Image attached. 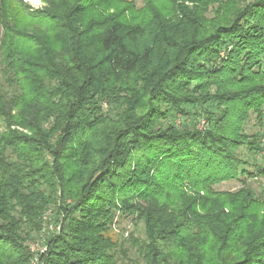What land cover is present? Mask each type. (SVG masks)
Segmentation results:
<instances>
[{"label":"trees","instance_id":"trees-1","mask_svg":"<svg viewBox=\"0 0 264 264\" xmlns=\"http://www.w3.org/2000/svg\"><path fill=\"white\" fill-rule=\"evenodd\" d=\"M43 1L0 0V264L49 210L41 264H264V165L239 153L262 151L264 0ZM200 104L207 130L174 122Z\"/></svg>","mask_w":264,"mask_h":264},{"label":"rangeland","instance_id":"rangeland-1","mask_svg":"<svg viewBox=\"0 0 264 264\" xmlns=\"http://www.w3.org/2000/svg\"><path fill=\"white\" fill-rule=\"evenodd\" d=\"M28 3L33 10L43 9L45 8L46 4L43 0H24ZM138 6H142L144 1L143 0H135ZM228 57V52L226 50L221 51L219 61L222 62L224 59ZM216 110V106L212 104H200L197 106H192L188 108L189 115L187 117V121L182 122V120H186L185 118H181L178 115L174 122L179 125L180 128H185L186 126L192 127L193 125H197L198 129L200 130H207L208 125L207 122L203 121L201 118V122L197 121V119L204 115L206 111ZM182 122V123H180ZM199 122V123H198ZM0 123V129H1ZM246 132L248 134H253L255 132H260L262 137L260 139L262 151L260 154L253 153L247 148H242L240 150V155L243 159L247 162L246 165L242 167L243 170H248L251 173L256 171V168L259 165H264V120L262 125L259 124L258 119L255 113H251L250 120L246 126ZM247 185H250L253 190L256 192L257 195L263 196L264 195V178L256 177V178H247L246 179ZM244 184L243 178L240 181H232L220 184L216 186L218 191H237L240 189ZM112 235L115 238H121L123 243L122 249L128 251L129 256L128 259H125L126 262H138L139 261V251L137 247L132 246V242L130 240V236L133 238L144 239V228L142 223H136L132 217H118L117 223H115ZM36 236L33 237V239ZM28 248V247H27Z\"/></svg>","mask_w":264,"mask_h":264},{"label":"built area","instance_id":"built-area-1","mask_svg":"<svg viewBox=\"0 0 264 264\" xmlns=\"http://www.w3.org/2000/svg\"><path fill=\"white\" fill-rule=\"evenodd\" d=\"M205 122L203 120L201 125ZM53 213L51 210L47 211L44 214V225L41 233L36 236L34 239H29L26 243L30 253H31V261L29 264H41V256L45 254L48 250V246L46 244V239L50 234H59L62 230V222H55L53 218Z\"/></svg>","mask_w":264,"mask_h":264}]
</instances>
